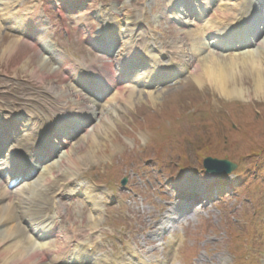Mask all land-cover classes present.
<instances>
[{
    "label": "rangeland",
    "instance_id": "obj_1",
    "mask_svg": "<svg viewBox=\"0 0 264 264\" xmlns=\"http://www.w3.org/2000/svg\"><path fill=\"white\" fill-rule=\"evenodd\" d=\"M41 1L0 0V84L6 85L0 87V108H3L0 114L16 110L15 104L24 101L29 103L30 114L34 115L32 111L48 114V105L54 104L57 98L48 83L38 80L34 66L42 65L44 59L51 61L57 70L52 78L64 83L72 79L71 69H68L72 65H66L67 69L58 67L50 58L49 48H58L79 62L104 61L107 53L93 52L89 43L84 42L83 29L79 25L111 26L115 22L113 13L124 1L134 13L135 22H142L148 28L155 49L161 45L170 49L171 41L179 38L178 26L167 19V0H57V4L76 1L82 5L75 12H66L69 39L64 32L53 37L41 18L34 19L29 14L34 13L35 6ZM221 4L222 1L211 8L212 15L223 6ZM50 6L54 8L55 4ZM231 13L237 16L238 10L229 11ZM21 15L32 19L22 25ZM50 23L57 24L58 20L52 19ZM30 24L37 32H29ZM200 26L194 24L182 30L187 35L193 31L187 36L189 44L204 42L206 49L203 51L218 54L223 61L254 51L259 57L264 80V37L250 47L218 50L205 40ZM237 43L233 40L226 43V47ZM9 45L13 48L6 53L4 50ZM165 53L164 59L168 60L171 53ZM201 57L195 56L194 63ZM234 73V86L239 88L240 96L227 95L215 84L198 82L193 74L183 73L176 84L156 90L159 93L154 94L155 101L147 95L150 90L141 87L144 94L136 97L133 103L125 104L121 99L119 107L106 103L104 115L108 119L98 117L94 121L93 116L71 142V146L87 160L78 159L66 170L74 181L83 179L102 188V195L112 207L99 214L98 211L91 212L83 197L77 202L65 201L66 214L60 218L63 229L72 230L73 224L78 225L77 238L95 244L111 259L118 248L123 250L125 244L135 239L140 242L146 231H151L154 220L165 209V201L170 199L172 188L175 190L179 182L186 179L201 182L208 194L209 181L203 169V158H230L238 163V169L218 181V186L214 181L210 187L214 194L220 193L219 199H213L208 209L194 216L182 231L172 233L173 239H182V246L177 251L178 264H264V88L257 89L250 67L241 65ZM119 75L123 77V74ZM129 91L124 89V95ZM25 118L28 117L24 115L20 121ZM107 121L109 125L102 126L98 143L90 144L88 131L95 134V126ZM59 157L47 165L55 166ZM65 174H59L61 183L67 177ZM123 177L128 178L126 185L120 183ZM69 184H64L66 189ZM104 186L113 188L114 195H106ZM118 198H122L121 202L113 203ZM70 204L75 207L71 213ZM89 211L100 217L96 238L84 225L83 217ZM171 239L167 235L166 241ZM3 249H0V264H8L17 251L15 248ZM184 254L187 255L185 260ZM201 254L206 255L205 261L196 262L193 257ZM50 259L41 264H52ZM16 264L27 263L19 259Z\"/></svg>",
    "mask_w": 264,
    "mask_h": 264
},
{
    "label": "bare ground",
    "instance_id": "obj_2",
    "mask_svg": "<svg viewBox=\"0 0 264 264\" xmlns=\"http://www.w3.org/2000/svg\"><path fill=\"white\" fill-rule=\"evenodd\" d=\"M248 0H241L239 3H234L232 0H225L223 2L224 7H220L216 10L214 15H210L209 18H205V21H207L208 29L210 36L212 34V28L215 26L221 25L220 30L225 31L224 28H222V24L226 23L228 24L230 21L236 20L238 18V15L235 16L231 13L229 14V6L230 8L235 9L236 7L240 8L241 14H246V12H249L247 10ZM5 4V3H4ZM2 7V5L0 6ZM191 5H186V12H189ZM115 14V22L112 23L113 26H115L116 23V29H118L119 34H121L125 41L117 45L116 48H114L111 51V55L113 56L115 66L118 67L117 69L120 71L122 67L123 60L131 57L134 51L138 50L137 48L140 46L137 45L134 42V38L137 41V39H144L147 41L148 34L146 31H142L141 26L138 23L134 22V13L131 12L129 6L123 2V6L119 7ZM187 14V13H186ZM172 15H174L172 13ZM176 20H179L180 14H175ZM22 17V16H21ZM184 19V18H183ZM27 19L24 18L23 21H26ZM241 21V20H240ZM237 22V23H240ZM259 21V20H258ZM242 22V21H241ZM188 24L187 22L180 21V25L182 24ZM236 23V24H237ZM210 24V26H209ZM234 26V25H233ZM210 27V28H209ZM226 27V26H223ZM260 31L261 29L252 27L248 28L246 30V34H249L253 37L255 31ZM191 32L188 33V35H191ZM261 32V31H260ZM187 32H183L182 29H179V38H176L175 40L171 41V46L169 47L170 50L168 52H172L173 56H171V62L173 64H176V67L170 68L169 72H178L181 68L184 69V71H187L189 74H193L194 78L198 82H208L210 84H215L216 88L227 94V95H236L240 96L241 93L239 92V88L235 85L233 82V78L235 76L234 70L236 68L240 69V66L242 65L243 68L247 66V68L250 67V70L252 74H254L255 77V84L257 85V89L264 88V80H263V72L260 68V60L257 56L256 52L249 51L247 53H244L241 57H233L229 61H223L221 57H219L218 54L210 53L207 55H204L199 59L196 63L192 61V58L201 52L202 50V42L201 43H193L189 44L187 42L188 35L185 34ZM253 33V34H252ZM110 34L112 36L113 32L110 31ZM227 34V32H226ZM110 36V39H113V37ZM221 33L219 37H221ZM240 40H243L244 36L242 37V34L239 35ZM251 38V37H250ZM223 39V36L220 40ZM251 40V39H250ZM111 40L106 39L105 43L110 42ZM16 43V42H15ZM150 44L146 43V50L145 53L148 54V47ZM13 48V45L6 46L5 52L9 53L11 52V49ZM167 49L164 47V50ZM163 50V48L161 49ZM52 53V52H51ZM160 55L159 53H157ZM53 55V61L57 62V64H60L63 59H61L58 56ZM129 56V57H128ZM43 58V57H42ZM41 58V60H42ZM138 58H140L138 56ZM136 57V60L138 59ZM135 60V61H136ZM44 59L42 65L34 66V74L38 77L39 81L45 82L49 84V87H51V90L55 92V95L57 100H54V104L48 105L49 109H55L57 108L60 110L59 112L61 114H64L66 111H69L66 115H72V116H83L87 115V113L96 114L99 117H103L105 120L108 119L105 113V106L106 103H114L117 107H119L121 103L120 99L125 104L133 103L136 101V97L138 98L140 95L144 94L142 90H138L135 87H120L118 90L112 94L106 102H103V100L96 99L94 96H87L83 92L82 89L76 87V85L72 84L71 82L65 80L64 83H58L53 77V73L56 70V67L54 65L50 64L51 61H47ZM151 61H153L154 64H159V59L157 57H151ZM40 62V61H39ZM38 62V63H39ZM49 62V63H48ZM132 61H128V68H131ZM109 66V65H108ZM113 67V65H112ZM146 73H148L146 75ZM151 70H145L143 73V76H141L139 73L132 76L133 79L137 82H143L148 83L149 78L151 77ZM149 77V78H148ZM147 80V81H145ZM145 86L147 84H144ZM150 85L149 87H151ZM124 89H130L129 93L127 95H124L123 90ZM159 92L154 91L153 88H150V91L147 93L149 97H151L152 100H156V97L154 94H157ZM110 106V105H108ZM91 110V111H90ZM67 117V116H66ZM108 122V121H107ZM109 122L106 124H100L98 126H95V134L93 132L87 133L89 135L90 144H96L98 143V136L101 133V130L104 129L103 127L108 126ZM103 126V127H102ZM25 127L28 132V136H24L21 138H18L12 143L11 145H8L10 148L8 150V155L12 152V149L14 146L19 149H24L25 146L28 143V139L31 136V129L32 126L30 124H26ZM2 128V126H1ZM107 129L106 131H108ZM5 137L8 138L10 141L14 139V137H10L7 135H4L2 142L5 140ZM15 137H19V135H15ZM30 139V138H29ZM66 139V137H65ZM67 141V139H66ZM68 143V142H67ZM2 146V145H1ZM2 148V147H1ZM64 153V154H63ZM62 156H60V160L57 162V164L54 166L52 165L47 166L40 174L38 173L35 176V180H30L29 182H26L21 187H19L15 193L7 189L6 187L3 188L2 181L0 182V249L3 250H13L16 249V255L15 257H12V259H9L8 264H16L19 259L20 261H23L27 264H41L46 263L44 256L39 251L40 246L43 247V245L46 247L49 253L58 251V248H52V243L46 244L41 243L39 244L37 241H35L33 235L29 234V231H27V227L22 225L21 217L25 218L27 220V223L29 222L30 227H35L36 222L39 221L40 218H43L42 216L39 217L38 211H42L46 205H48L50 202H52L53 198L50 196V194H47L48 191L51 190H59L61 187V181L59 174H62L65 172V182H69L72 180V177L69 174V171L66 170L68 165L73 164L78 159H82L83 161H86V159L82 158V155L79 154V152L76 151V148L74 146H71L64 151ZM6 155L0 154V174H2L5 170H9V175H13V161L9 160V158ZM13 178V177H12ZM14 179V178H13ZM189 183V181H187ZM198 182H192L190 183V187H197ZM84 192L87 193V195L91 196L90 200H95V197L92 196V190H90L89 187L83 186ZM2 202V203H1ZM96 203V201H95ZM20 204V205H19ZM20 206L23 207V211L19 210ZM33 206V207H32ZM56 206V205H55ZM85 218V226L89 228V230H97L96 226L99 221V217L96 215H91L90 212L87 213V216L83 217ZM20 221V222H19ZM12 222V223H11ZM17 222V223H16ZM41 222V221H40ZM16 223V224H15ZM74 227V224H73ZM76 228L78 227L75 226ZM75 228V229H76ZM61 235V233L59 234ZM58 236V235H57ZM62 237L56 238L58 240V243L61 244ZM12 243V244H10ZM57 243V242H55ZM16 244L15 246H12ZM20 245V246H19ZM19 246V247H17ZM25 248V249H23ZM2 250V251H3ZM89 254L86 252H80L76 254V259H86V257ZM52 261L56 260V256H52Z\"/></svg>",
    "mask_w": 264,
    "mask_h": 264
},
{
    "label": "water",
    "instance_id": "obj_3",
    "mask_svg": "<svg viewBox=\"0 0 264 264\" xmlns=\"http://www.w3.org/2000/svg\"><path fill=\"white\" fill-rule=\"evenodd\" d=\"M205 168L209 171H212V173L218 174V173H228L236 169V164L228 160H222V159H214V158H206L205 161ZM125 182V180H123Z\"/></svg>",
    "mask_w": 264,
    "mask_h": 264
}]
</instances>
